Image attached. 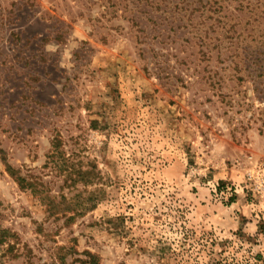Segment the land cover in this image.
I'll list each match as a JSON object with an SVG mask.
<instances>
[{"label": "rangeland", "instance_id": "374dc122", "mask_svg": "<svg viewBox=\"0 0 264 264\" xmlns=\"http://www.w3.org/2000/svg\"><path fill=\"white\" fill-rule=\"evenodd\" d=\"M0 264H264V0H0Z\"/></svg>", "mask_w": 264, "mask_h": 264}, {"label": "trees", "instance_id": "16d2710c", "mask_svg": "<svg viewBox=\"0 0 264 264\" xmlns=\"http://www.w3.org/2000/svg\"><path fill=\"white\" fill-rule=\"evenodd\" d=\"M57 147V144L54 146V148ZM8 173L11 175V176H14V179L15 181L18 183V185L20 186V188L22 189H27V188H31V192L34 193V194H41L42 193V190H38L37 188H35L36 186L34 185V183L32 181H27V179L23 176H20L18 174H16V170H14L12 167L10 166H7V169ZM77 178L76 180L74 181H81L83 183H88L90 182V180H88L89 176L86 174V172H83L81 170H79V172L77 173ZM230 201H232L230 199ZM86 209L88 208H82L81 209V212H79L80 214L83 212V211H86ZM53 213V212H51ZM69 219V218H68Z\"/></svg>", "mask_w": 264, "mask_h": 264}]
</instances>
